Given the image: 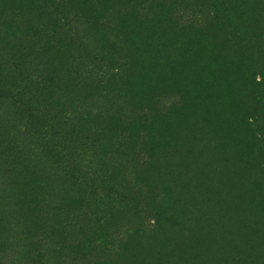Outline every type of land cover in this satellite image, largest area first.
<instances>
[{
	"label": "rangeland",
	"instance_id": "1",
	"mask_svg": "<svg viewBox=\"0 0 264 264\" xmlns=\"http://www.w3.org/2000/svg\"><path fill=\"white\" fill-rule=\"evenodd\" d=\"M262 39L264 0H0V264H69L153 227L166 178L218 202L199 138L240 227L182 250L124 244L115 264H264ZM66 231L83 251L49 254Z\"/></svg>",
	"mask_w": 264,
	"mask_h": 264
},
{
	"label": "trees",
	"instance_id": "2",
	"mask_svg": "<svg viewBox=\"0 0 264 264\" xmlns=\"http://www.w3.org/2000/svg\"><path fill=\"white\" fill-rule=\"evenodd\" d=\"M261 44L264 45V39L261 40ZM196 147H201V154L203 156L199 159H193V164L199 165L202 170L210 171L212 174V182L209 184L210 188H214L219 192L218 202L205 204L203 199H200L201 204L193 196H188L184 192L182 181L172 182L170 180L163 179L162 184L157 185L155 190L159 191L163 203L165 205V219L162 222H157L153 227L143 228L134 230L132 232H125L121 237L117 238L114 242H109L101 248V251L96 253H90L86 250L83 254L75 255L69 259V264H115L120 252V246L124 244H139L143 248L147 247L152 250H161L162 252L166 249H173L175 244H178V250L183 248L198 246L199 241L203 238L204 231L213 233L217 226H235L240 227V223L245 219L244 214H238L236 211L228 212L229 208L233 206L232 199L229 198L224 190L223 181L218 178L219 169L221 165L215 163L213 157L215 152V142L213 139L202 140L201 138L194 141ZM152 165V159L149 157L147 165ZM148 187L153 183L151 174H147ZM179 185H182L179 187ZM209 187H207L209 189ZM222 189V191L220 190ZM202 204H205L202 205ZM245 211L244 213L248 218L253 216V213ZM232 213V214H231ZM259 219L255 216L252 227L247 230L252 233L258 226ZM206 226V227H205ZM205 227V228H204ZM234 230V228H233ZM235 231V230H234ZM20 235V234H19ZM60 246L56 250H52L53 244H49L48 253L53 256L62 257L68 253L69 247L65 248L61 245L74 244V248L78 251H83L84 245L78 241L73 233L62 232L59 233ZM116 242V243H115ZM219 245L226 246L227 251L231 256H235L239 251V246L231 241V237H223L218 240ZM43 244V243H42ZM41 247V245H40ZM72 248V247H71ZM68 249V250H67ZM133 251V250H132ZM134 252V251H133ZM192 251L185 250L186 256L192 254ZM44 259H42L41 262ZM192 260V259H191ZM194 261L199 259H193ZM66 264V263H65ZM248 264H254L251 260Z\"/></svg>",
	"mask_w": 264,
	"mask_h": 264
}]
</instances>
